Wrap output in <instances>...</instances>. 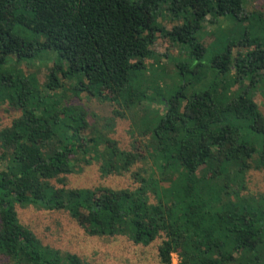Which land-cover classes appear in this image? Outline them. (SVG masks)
I'll list each match as a JSON object with an SVG mask.
<instances>
[{"label": "trees", "instance_id": "obj_1", "mask_svg": "<svg viewBox=\"0 0 264 264\" xmlns=\"http://www.w3.org/2000/svg\"><path fill=\"white\" fill-rule=\"evenodd\" d=\"M241 3L0 0V104L19 112L0 129L1 262L96 264L42 246L17 220L15 206H31L65 213L88 236L144 246L161 237L159 264H171V255L177 264H264V194H243L246 173L264 170V116L253 101L264 88V17H241ZM162 6L191 18L166 33L191 48L168 86L163 68L145 63ZM207 18H228L240 30L204 67L195 34ZM48 53L55 56L42 85L9 65ZM70 81L73 96L110 103L117 118L134 108L142 113L153 169L145 178L130 173L134 189L65 186L89 153L102 176L139 161L102 135L85 137L86 112L58 91Z\"/></svg>", "mask_w": 264, "mask_h": 264}, {"label": "rangeland", "instance_id": "obj_2", "mask_svg": "<svg viewBox=\"0 0 264 264\" xmlns=\"http://www.w3.org/2000/svg\"><path fill=\"white\" fill-rule=\"evenodd\" d=\"M252 12L260 13L264 17V0H242L240 16L247 17ZM190 19L189 13L172 16L166 6H162L156 16V23L160 30L156 33L155 40L150 46L151 57L146 59L145 63L163 68V83L167 86L170 84L175 65L189 63L188 57L191 48L174 41L166 33L172 26L188 22ZM238 28V25L228 18L218 19L213 23L210 18H207L201 29L195 34V43L200 44L205 51L199 60L202 66L205 67L207 61L214 54L223 50L224 43L235 37L240 30ZM54 56L52 53H48L28 63H15L12 60L9 65L14 66L19 75H33L38 85H42ZM177 80L176 78V82ZM72 87L73 82L70 81L58 91L62 95V102L68 105H78L86 112L89 128L84 133L85 137L91 135L96 140L95 135H102L113 140L118 150L139 155V161L131 165L126 172L102 176L99 172L101 162L95 160L93 154L89 153L86 156L87 164L81 161L76 162L73 166V173L65 176V186L71 189L99 187L134 189L137 187V183L132 180L130 173L140 171V175L145 178L149 177L150 169H153L150 159L144 152L149 138L141 134L142 113L138 111V108H134L126 111L123 118H117L112 115V110L115 109L112 104L100 102L94 97L82 93L73 96ZM233 89H236V86ZM147 94L151 95L152 91L148 90ZM186 94L188 93L186 92ZM253 101L264 116V88L257 89L253 93ZM150 103L153 104L150 105V108L157 107V104ZM18 115L17 110L6 104H0V129L9 126L11 120ZM49 145L47 144V149L51 148ZM101 148L102 145L97 149L101 150ZM163 185L166 187V184ZM245 186L246 191H243V194L253 196L259 193L264 194V170L247 172ZM148 198L150 203H154L151 194H148ZM15 212L19 224L32 232L42 246L74 254L82 260L96 264H159L156 247L161 242V237L144 246L133 244L119 236H88L63 212L45 211L31 206L25 208L15 206ZM177 262V257L171 255V264H177ZM0 264H4V261H0Z\"/></svg>", "mask_w": 264, "mask_h": 264}]
</instances>
